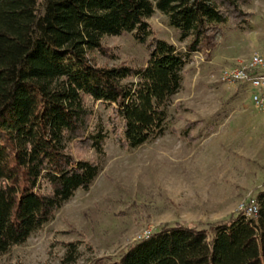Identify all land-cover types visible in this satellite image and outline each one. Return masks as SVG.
<instances>
[{
	"label": "trees",
	"instance_id": "trees-1",
	"mask_svg": "<svg viewBox=\"0 0 264 264\" xmlns=\"http://www.w3.org/2000/svg\"><path fill=\"white\" fill-rule=\"evenodd\" d=\"M248 0H0V256L50 220L98 162L75 157L70 143L103 151L107 132L90 131L85 95L110 109L109 132L135 147L164 130L166 102L181 85L192 53L216 43L222 23L248 25ZM155 9L177 27L184 48L155 35ZM132 32L148 60L98 65L91 50L111 55L105 34ZM189 120L184 135L194 139ZM256 215L238 214L209 229L175 219L130 244L116 259L89 264H264V191ZM78 239L63 241L61 264L74 262ZM8 264H22L11 262Z\"/></svg>",
	"mask_w": 264,
	"mask_h": 264
},
{
	"label": "rangeland",
	"instance_id": "rangeland-1",
	"mask_svg": "<svg viewBox=\"0 0 264 264\" xmlns=\"http://www.w3.org/2000/svg\"><path fill=\"white\" fill-rule=\"evenodd\" d=\"M248 25L228 22L215 33L209 56L192 53L181 85L166 102L164 130L135 147H122L109 132L105 103L85 95L92 109L90 131L107 132L103 151L70 143L75 157L98 162L100 170L86 189L77 188L50 220L0 256V264H61L63 241L78 239L79 255L69 264L96 257L116 259L144 232L175 219L207 229L212 222L240 214L241 201L264 191V114L249 99L247 83L230 80L224 69L264 55V0H248ZM156 36L184 48L177 27L158 9L147 17ZM111 55L89 52L98 65H144L148 51L132 32L105 34ZM189 120L194 139L184 135Z\"/></svg>",
	"mask_w": 264,
	"mask_h": 264
},
{
	"label": "built area",
	"instance_id": "built-area-1",
	"mask_svg": "<svg viewBox=\"0 0 264 264\" xmlns=\"http://www.w3.org/2000/svg\"><path fill=\"white\" fill-rule=\"evenodd\" d=\"M224 76L230 80L247 83L250 91V101L264 114V55L252 52L246 61L224 69ZM238 212L244 215H256L258 204L253 201H241L237 206ZM151 231L144 232L139 238L147 237Z\"/></svg>",
	"mask_w": 264,
	"mask_h": 264
},
{
	"label": "crops",
	"instance_id": "crops-1",
	"mask_svg": "<svg viewBox=\"0 0 264 264\" xmlns=\"http://www.w3.org/2000/svg\"><path fill=\"white\" fill-rule=\"evenodd\" d=\"M249 99H250V97H249Z\"/></svg>",
	"mask_w": 264,
	"mask_h": 264
}]
</instances>
